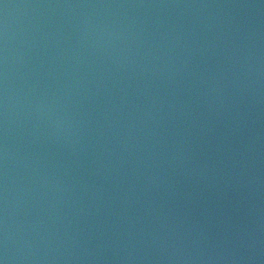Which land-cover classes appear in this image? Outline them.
Masks as SVG:
<instances>
[{"label": "water", "instance_id": "1", "mask_svg": "<svg viewBox=\"0 0 264 264\" xmlns=\"http://www.w3.org/2000/svg\"><path fill=\"white\" fill-rule=\"evenodd\" d=\"M0 264H264V0H0Z\"/></svg>", "mask_w": 264, "mask_h": 264}]
</instances>
